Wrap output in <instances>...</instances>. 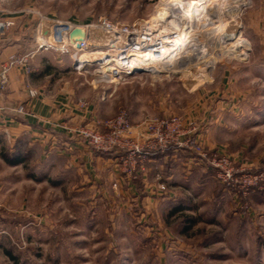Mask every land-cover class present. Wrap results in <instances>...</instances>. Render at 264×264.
Listing matches in <instances>:
<instances>
[{
  "label": "rangeland",
  "instance_id": "1",
  "mask_svg": "<svg viewBox=\"0 0 264 264\" xmlns=\"http://www.w3.org/2000/svg\"><path fill=\"white\" fill-rule=\"evenodd\" d=\"M177 1L1 2L10 11L27 13L33 9L62 21L92 25L89 32H104L99 41L87 42L81 50L60 54L48 48L44 56L36 57L68 79L75 97L81 98L79 107L89 108L101 117L97 119L104 122L125 112L137 125L148 117L177 115L186 131L182 139L191 144L159 152L167 158L165 165L153 164L151 172L150 158L145 170L138 168L135 175L123 172L128 156L124 148L103 152L86 141L82 145L92 151L117 153V167L123 175L120 186L113 184L118 189L115 192H110V183L104 186L87 173L86 177L84 171L68 174L64 182L58 176L45 182L26 176L20 183L5 185L0 197L4 200L0 203V264H264V0L223 2L219 8L233 4L239 9L233 14L210 16L213 23L234 22V27L222 33L207 30V18L192 23L182 9H172L184 25L192 23L194 32L176 66H154L119 77L102 72L115 69L107 64L111 55L118 57L117 51L121 53L127 46H123L125 40L116 45L119 39L96 24L104 20L128 26L136 38L128 45V56L140 58L152 47L138 49L135 54L131 47L140 45H135L139 38L146 40L141 41L145 47L157 37L152 43L163 49L173 44L163 40L185 31L155 20L164 18L161 7ZM184 1L199 5L198 0ZM29 13L33 23L24 38L33 39L35 46L10 54L33 51L28 72L39 50L37 34L47 41L53 39L52 32H47L50 23L38 33L39 15ZM14 33L12 29L8 35ZM237 37L247 40L244 49L230 43ZM95 52L106 54L102 59L86 58ZM91 123L63 121L60 126L77 142L66 127ZM73 146L66 150L71 152ZM214 160L224 163L229 176H218L220 168ZM166 169L175 172L172 179ZM159 175L168 184L164 192L155 188ZM142 179L152 184L145 195L141 194Z\"/></svg>",
  "mask_w": 264,
  "mask_h": 264
},
{
  "label": "crops",
  "instance_id": "2",
  "mask_svg": "<svg viewBox=\"0 0 264 264\" xmlns=\"http://www.w3.org/2000/svg\"><path fill=\"white\" fill-rule=\"evenodd\" d=\"M2 7L6 8L4 4ZM3 14H11L17 24L13 28L16 34L0 36V65L20 48L28 46L33 49L35 46L33 39L24 38V34L32 28L33 16L29 12L14 10ZM44 50L35 51L34 67L29 72L21 67L13 68L8 88L0 91V197L5 185L20 183L22 177L43 179L45 182L58 176L64 182L70 173L77 171L78 175L84 171L86 177L89 175L104 186L110 183V192L118 191L113 184L117 182L120 186L123 174L117 167V153L92 151L75 142L60 126L63 121L79 125L101 117L89 108L79 107L81 98L75 97L68 79L61 72L56 73L47 61L36 57ZM30 89H37L38 94L31 95ZM20 104H24V112L17 111ZM70 145H74L73 150L68 152ZM156 155L148 162L150 170L153 164L163 166L167 162L165 155ZM177 158L175 160L178 161ZM22 169L25 171L23 176ZM42 172L44 175H39ZM166 173L172 179L175 172L166 169ZM141 185L144 189L141 194L145 195L152 184L142 179ZM0 203L4 204V200L0 199Z\"/></svg>",
  "mask_w": 264,
  "mask_h": 264
},
{
  "label": "built area",
  "instance_id": "3",
  "mask_svg": "<svg viewBox=\"0 0 264 264\" xmlns=\"http://www.w3.org/2000/svg\"><path fill=\"white\" fill-rule=\"evenodd\" d=\"M3 0H0V36L5 35L11 31L16 26V19L11 15H5L3 13H12V11L2 7ZM28 12L37 13L39 15V25L37 27L38 33H42L47 28H43L44 24L50 23L51 28L47 29V32H52L53 39L47 41L45 38H40L36 36V42L39 44V49H52L60 54L69 53L72 51H78L87 46L89 30L92 28V25H82L73 23L71 21H62L56 18L48 17L39 13L37 10L29 9ZM100 24H96L100 29L108 31L113 37L119 39V42H116V45L124 43L127 46L126 49H122L120 53L117 51V55H111V61L107 64L115 66V69L110 70L107 75L113 77H119L121 75H127L132 72H137L140 68L133 69L135 65V56H128L130 50L129 46L132 42L136 40L134 31H131L128 26L117 23H110L107 21H100ZM79 28L84 30L86 33V38L84 40L74 39L70 36V33L73 29ZM46 32V31H45ZM123 46H119L122 48ZM124 48V47H123ZM131 51L137 54L138 49L141 51L143 47L140 45L132 46ZM121 50V49H120ZM33 51L26 53L13 54L7 57L0 65V91H5L10 82V72L15 67H21L28 69V62L30 57H32ZM115 56V58H114ZM80 58V57H79ZM78 58V60H79ZM81 63L82 61H78ZM114 60V61H113ZM117 60L121 63H117ZM79 69L81 65L78 64ZM77 66V67H78ZM83 67V66H82ZM103 67V65H102ZM38 91L35 89H30V94L35 95ZM24 107L19 105L17 111L23 112ZM102 125L103 129L100 128ZM182 120L177 115H163V116H152L148 117L143 123L134 125L128 115L125 112L119 113L114 118H110L103 122L101 119H95L91 124H86L84 126L69 128L66 127L69 131L72 132L73 136H76L77 143L83 144L86 141L96 150L108 152L112 149H121L124 148L128 152L124 165V171L129 174H137L139 171H144V165L148 160H150L151 155L164 152L169 148H174L176 146L189 145L191 142L184 141L182 136L186 132L182 128ZM107 130V131H106ZM79 138H78V137ZM134 137H137L134 139ZM87 143V144H88ZM193 148L192 146H190ZM194 149V148H193ZM215 165L220 168L219 177L224 179L225 176H229V171L224 168L223 162L215 161ZM225 162V161H224ZM226 163V162H225ZM226 165V164H225ZM138 168L140 170L137 172ZM117 185V182L114 183V186ZM152 185L149 186V189ZM168 187V184L161 175L158 176V182L156 185V190L164 192Z\"/></svg>",
  "mask_w": 264,
  "mask_h": 264
},
{
  "label": "bare ground",
  "instance_id": "4",
  "mask_svg": "<svg viewBox=\"0 0 264 264\" xmlns=\"http://www.w3.org/2000/svg\"><path fill=\"white\" fill-rule=\"evenodd\" d=\"M226 1H229V0H198L199 5L193 6L192 4L187 5L188 2H186L184 0H178L175 4L169 5V7H167V6L164 7L163 5H161L163 7H161V10H160L161 14L160 15H163L164 18L162 16H159L155 20L157 21V20L161 19L160 21H165V22H167V24L169 23L168 25L170 27L178 25V27H180V29H185V31L183 33H181L180 35H178L174 39L163 40V43H167V44L168 43L170 44V42L171 43L173 42L172 46L171 45H170V47L163 46V49L158 48L157 43H155V42L152 43V41L158 40L157 37H153V39H151L152 40L151 43L148 42V44L145 45V47L146 46L149 48L152 47V51H147V53H145L144 55L140 54L139 55L140 58H135L134 59L135 63H133V65H135V66L133 67V69H135V67L136 68L139 67L140 69H147V68H151L154 66H163V67L169 68L173 64L176 66V63L179 62L180 59H182V57L184 56V54L188 48L190 38L192 37V35L194 33L193 28H191L192 26H190V25H192V23H195V21L204 20L207 18L208 22L206 25L209 27V28H207V30L211 29V31H214L215 33L216 32L222 33L224 31L226 32V30L228 28L233 26V24H234L233 21H232L233 24H232V22H228V24L227 23L226 24H223V23L218 24V23L214 22L215 23L214 24L209 19L210 16H212V15L214 16V15H217L220 13L222 14L225 12H229V13L233 14V13L238 12L239 8L233 4L230 5L227 9L225 7H222V8L218 7V6H221V4L223 2H226ZM236 4H238V3H236ZM172 9H182L185 17H187L190 21H192V23L189 24L188 26L184 25L183 20L180 19V17L175 16V14H173V12H172ZM188 27H189V29H188ZM82 31H84V30H82ZM86 37L87 36L85 33L84 39ZM229 38H230V36H229ZM84 39H80V40H84ZM139 39H140L139 42L135 43V45L141 44V41H143V42L146 41L143 38H139ZM230 43L240 46V49H244L247 46L246 45L247 40L245 38H241V37H237L235 40L231 41ZM199 51H200V48H199ZM201 51H202V49H201ZM232 51H236V49H234V50L232 49ZM105 54H106L105 52L104 53H96L95 52V53H92L91 55H87V57L85 55V57L90 59V60H96L97 58L102 59L103 55H105ZM103 64H106V62H103ZM112 68H115V67H112ZM164 69H166V68H164ZM110 70H112V69H110ZM104 71L105 70H102V72H104ZM109 71H107V72H109Z\"/></svg>",
  "mask_w": 264,
  "mask_h": 264
},
{
  "label": "water",
  "instance_id": "5",
  "mask_svg": "<svg viewBox=\"0 0 264 264\" xmlns=\"http://www.w3.org/2000/svg\"><path fill=\"white\" fill-rule=\"evenodd\" d=\"M97 33V34H96ZM104 32L102 31H97V30H91L89 32V36H88V43L90 44H94L96 40L99 41L98 37H100L99 35L102 34ZM70 36L72 38H76V39H84L85 37V32L82 31L79 28H75L71 31Z\"/></svg>",
  "mask_w": 264,
  "mask_h": 264
},
{
  "label": "trees",
  "instance_id": "6",
  "mask_svg": "<svg viewBox=\"0 0 264 264\" xmlns=\"http://www.w3.org/2000/svg\"><path fill=\"white\" fill-rule=\"evenodd\" d=\"M156 154H161V153H155V154H152L151 155V158H153L154 156H157ZM158 156H160V155H158ZM6 253L8 254V255H10L14 260H16V256L15 255H13L12 254V252L9 250V249H6ZM16 262V261H15Z\"/></svg>",
  "mask_w": 264,
  "mask_h": 264
}]
</instances>
